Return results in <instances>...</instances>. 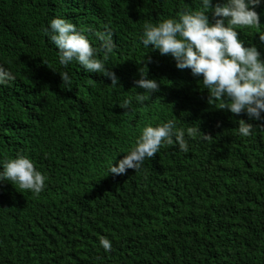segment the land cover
<instances>
[{
    "label": "trees",
    "instance_id": "16d2710c",
    "mask_svg": "<svg viewBox=\"0 0 264 264\" xmlns=\"http://www.w3.org/2000/svg\"><path fill=\"white\" fill-rule=\"evenodd\" d=\"M0 264H264V0H0Z\"/></svg>",
    "mask_w": 264,
    "mask_h": 264
}]
</instances>
